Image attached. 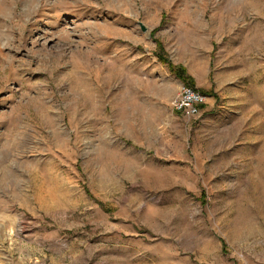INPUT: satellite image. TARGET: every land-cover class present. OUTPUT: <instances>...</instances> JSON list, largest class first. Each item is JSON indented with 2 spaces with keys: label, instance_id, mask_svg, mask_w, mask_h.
Wrapping results in <instances>:
<instances>
[{
  "label": "rangeland",
  "instance_id": "obj_1",
  "mask_svg": "<svg viewBox=\"0 0 264 264\" xmlns=\"http://www.w3.org/2000/svg\"><path fill=\"white\" fill-rule=\"evenodd\" d=\"M0 264H264V0H0Z\"/></svg>",
  "mask_w": 264,
  "mask_h": 264
},
{
  "label": "built area",
  "instance_id": "obj_2",
  "mask_svg": "<svg viewBox=\"0 0 264 264\" xmlns=\"http://www.w3.org/2000/svg\"><path fill=\"white\" fill-rule=\"evenodd\" d=\"M206 98L191 86H182L180 92L173 102L176 111L183 113L187 118H196L200 115L201 106Z\"/></svg>",
  "mask_w": 264,
  "mask_h": 264
},
{
  "label": "water",
  "instance_id": "obj_3",
  "mask_svg": "<svg viewBox=\"0 0 264 264\" xmlns=\"http://www.w3.org/2000/svg\"><path fill=\"white\" fill-rule=\"evenodd\" d=\"M141 28H142L143 31L146 30L145 26H143V25H141Z\"/></svg>",
  "mask_w": 264,
  "mask_h": 264
}]
</instances>
